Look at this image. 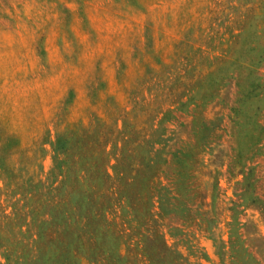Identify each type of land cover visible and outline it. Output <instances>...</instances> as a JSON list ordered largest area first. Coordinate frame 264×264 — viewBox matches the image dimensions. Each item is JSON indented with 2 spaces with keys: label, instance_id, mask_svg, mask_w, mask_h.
I'll list each match as a JSON object with an SVG mask.
<instances>
[{
  "label": "rangeland",
  "instance_id": "1",
  "mask_svg": "<svg viewBox=\"0 0 264 264\" xmlns=\"http://www.w3.org/2000/svg\"><path fill=\"white\" fill-rule=\"evenodd\" d=\"M0 264H264V0H0Z\"/></svg>",
  "mask_w": 264,
  "mask_h": 264
}]
</instances>
